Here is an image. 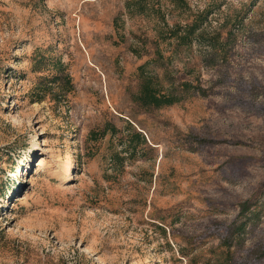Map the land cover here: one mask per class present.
<instances>
[{
  "label": "rangeland",
  "instance_id": "rangeland-1",
  "mask_svg": "<svg viewBox=\"0 0 264 264\" xmlns=\"http://www.w3.org/2000/svg\"><path fill=\"white\" fill-rule=\"evenodd\" d=\"M0 264H264V0H0Z\"/></svg>",
  "mask_w": 264,
  "mask_h": 264
},
{
  "label": "trees",
  "instance_id": "trees-1",
  "mask_svg": "<svg viewBox=\"0 0 264 264\" xmlns=\"http://www.w3.org/2000/svg\"><path fill=\"white\" fill-rule=\"evenodd\" d=\"M202 17H203V13L195 16L192 23L187 27L185 33L181 36L180 40L182 42L190 41L191 35L195 33L196 29L199 27V24L202 22ZM142 100L145 104L150 103L152 105L158 106L160 104L170 103L173 100V97L172 95L162 92H157L155 89L149 88L142 95Z\"/></svg>",
  "mask_w": 264,
  "mask_h": 264
}]
</instances>
